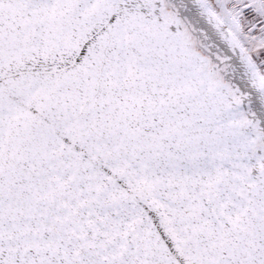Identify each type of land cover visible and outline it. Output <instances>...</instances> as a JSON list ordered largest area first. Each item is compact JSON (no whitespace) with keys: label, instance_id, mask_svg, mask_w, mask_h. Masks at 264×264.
Returning <instances> with one entry per match:
<instances>
[{"label":"snow or ice","instance_id":"1","mask_svg":"<svg viewBox=\"0 0 264 264\" xmlns=\"http://www.w3.org/2000/svg\"><path fill=\"white\" fill-rule=\"evenodd\" d=\"M0 264H264V0H0Z\"/></svg>","mask_w":264,"mask_h":264}]
</instances>
